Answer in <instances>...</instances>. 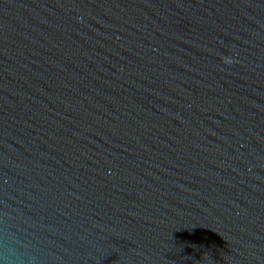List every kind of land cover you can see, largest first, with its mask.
<instances>
[{
  "label": "water",
  "instance_id": "obj_1",
  "mask_svg": "<svg viewBox=\"0 0 264 264\" xmlns=\"http://www.w3.org/2000/svg\"><path fill=\"white\" fill-rule=\"evenodd\" d=\"M0 264H264V0H0Z\"/></svg>",
  "mask_w": 264,
  "mask_h": 264
}]
</instances>
